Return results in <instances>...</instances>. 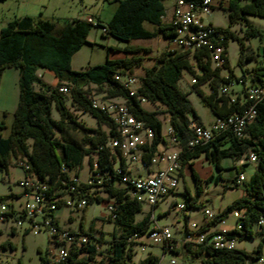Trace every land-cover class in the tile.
Listing matches in <instances>:
<instances>
[{"label": "trees", "instance_id": "1", "mask_svg": "<svg viewBox=\"0 0 264 264\" xmlns=\"http://www.w3.org/2000/svg\"><path fill=\"white\" fill-rule=\"evenodd\" d=\"M116 3L112 18L103 24L98 19L97 27L107 29L105 36H112L120 41L131 43L135 40H150L162 35L169 39L175 35V29L170 23L163 22L165 15L164 3L166 0H105ZM230 24L243 22L246 25L243 38L261 36V30L252 26L247 16L264 18V0H230L229 2ZM146 25H149L148 27ZM94 27L87 20L74 19L64 24L31 16L15 18L2 28L0 34V79L8 68H16L19 71V103L14 113L11 132L7 138L0 137V172L9 173L13 167L12 160L17 157H25L31 166L30 172L35 173L42 180H48L51 191H59L69 185L75 184L73 178L79 177V170L85 157H89V165L92 167L94 160L99 162V171L111 172L112 180L105 182L101 189L107 194L104 198L98 195V190L90 193L92 185L82 183L77 187L81 196L87 199L88 205L94 202L115 201L117 217L114 222L120 233L114 232L113 238L104 241L93 233V225L89 230L85 229L84 218L79 223V229L89 236L92 242L83 250L90 252L86 259L76 260L81 249L73 250L72 256L64 264H134L131 263L132 255L137 241L133 235H143L150 227V214L141 221L136 219L142 209V203L132 198L128 193L129 188L120 184L114 173L115 155L107 149L106 143L116 141L117 131L113 120L100 110L94 109L88 99L89 90L85 87L95 85L107 92L110 97H125L132 114L139 120L146 121L154 129L155 137L149 148V154L143 156L148 162V167L154 165V154L163 142V123L159 113L169 115L170 123L175 130L178 145H185L192 138L190 125L192 122L202 124V120L191 104L188 93L179 87L182 73L187 70L198 77L199 82L193 85L195 92L201 98L204 106L213 112L215 117H228L241 112L239 102L230 103L228 97H217V94H206L201 85L209 82L211 88L216 90L220 82L233 78L234 72L230 68L229 59L225 66L229 70L228 78L220 76L221 69L212 70L208 53L204 56L195 55L197 63L202 70V75L196 74L191 61L184 54L192 53L191 49H184L177 53L174 50H165L157 58L155 65L147 68L141 78L139 95L145 97L148 103L161 106L163 111H151L144 107L136 97H130L126 90L117 81L114 75L119 72L134 73L137 67L143 65L142 56H126L120 59H110L109 56L102 64L89 66L84 70L75 71L72 68V57L88 41L91 28ZM226 34V47L230 39L239 43V63L255 59L257 54L250 46L245 45L243 38L236 35L229 28H222ZM142 49L131 45L125 46L122 51L126 54L137 53ZM225 67V68H226ZM39 69L52 72L57 79V85H47L37 74ZM264 71V67H255L252 73L256 79ZM69 83L71 94L69 96L60 93L58 88L63 83ZM39 89H36L35 86ZM67 86V85H66ZM71 101L73 108L88 113L98 121V128H91L79 122L70 111L67 102ZM55 106L58 118L52 115ZM257 115L255 122L248 127L246 136L239 140L232 135H222L209 142L194 147L191 153L184 155L183 164L199 158L204 154L207 160L214 164L218 171H222V161L231 159L240 161L248 156L250 151L258 155L257 171L250 182H238L234 180L232 186L236 188L244 183L245 196L235 200L218 213L215 223L226 218L235 210L243 212L239 223H243L242 230L232 231L238 240L253 238L255 229L260 228L264 236V224L256 226L264 219V99L256 106ZM4 127V123H0ZM106 127V130L103 129ZM72 133H78L80 139L73 138ZM113 146H117V145ZM253 163V162H252ZM192 165V164H191ZM245 165L235 167L238 176L243 173ZM192 175L198 188V193L204 192V182L218 183L222 174L216 177L211 175L203 181L192 168ZM74 176V177H73ZM66 183V185L63 184ZM0 196V201L6 200ZM63 206L59 203V208ZM196 208V201L188 206ZM71 219V218H70ZM15 231H13V234ZM27 234V233H26ZM104 244L107 246L104 248ZM95 245L102 246L101 252L95 250ZM4 248H13L10 242L2 244ZM187 255L196 257L203 264H252L257 258L264 256V237L257 247L250 253L243 249L220 250L212 246L188 247ZM178 253V251L176 252ZM98 256V258L96 257ZM101 257V258H100ZM158 262L159 258L148 256L138 264ZM41 264H47V254H40Z\"/></svg>", "mask_w": 264, "mask_h": 264}, {"label": "built area", "instance_id": "2", "mask_svg": "<svg viewBox=\"0 0 264 264\" xmlns=\"http://www.w3.org/2000/svg\"><path fill=\"white\" fill-rule=\"evenodd\" d=\"M215 7L228 9L222 3V0L174 1L170 24L175 29V35L167 39L168 50L171 51L177 46H191L192 53L184 54V57L191 61L194 70L200 68L195 55L204 56V61H206L205 53H208L210 63L214 65L215 69L226 67V34L222 31V28L216 27L210 22H205V19L210 16ZM87 21L97 28V20L89 17ZM102 30L103 34H107L105 26L102 27ZM200 75H202V70ZM114 80L122 85L130 97H136L143 105L150 104L145 97L139 95L141 79L134 74L119 72L114 75ZM191 82L192 85L197 84L199 82L198 77H193ZM237 83L241 86L239 90L235 88ZM260 86H264V71L257 79L253 73H242L238 77L220 82L216 90L210 88L209 95L217 94L218 91H231L230 103L236 104L239 102L242 110L228 117H215L208 125L192 122L190 125L192 138L185 147L178 145L175 130L170 123L169 115L166 114L162 120L163 142L154 153L157 154L156 167H148V162L143 160V156L149 154V148L154 140V129L146 121L129 120V113L132 111L127 104V99L125 97L101 95V98H98L99 96H94L91 93L88 95V99L94 109L100 110L113 120L116 130H118L117 146H107L106 143V148L116 157L114 160V173L120 184L129 188L128 193L132 198H135L138 202H147V205L153 209L179 189L183 179V173L181 172L184 162L183 157L193 152L188 151L190 142L199 141L200 137H213L214 141L215 138L222 135H232L239 140L243 139V134H236V126L241 120L247 119L248 111H252L254 99L259 98L258 90ZM58 90L67 96L71 94L70 90H65V84L60 86ZM167 143L172 145V148L166 149L163 147ZM253 154L254 151L248 153L247 159L250 162H253ZM139 162L147 172L145 175H142L139 170L135 173L132 170L131 164ZM12 164L23 171V177L18 180V184L23 191L24 201L16 208L14 205L10 206L6 202H0V222H2V225L7 226L10 223L21 222L24 234L32 232L37 235L45 232L51 243V248L47 251V264H64L72 256V251L77 249H81V253H79L76 260L85 257L87 259L90 252L83 249L92 242L89 236L84 234L79 227L77 229L62 228L56 217L60 202L65 207H74L76 211H83L88 206L87 199L81 196V192L77 190V187H81V184L85 182H81L79 178L73 176L75 184L59 191H51L48 180H42L35 173L30 172L31 166L27 158H14ZM99 167L98 160H94L92 167L89 165V180L86 183L92 185L90 193L96 189H102L105 182L112 180L111 172H100ZM243 181H245V176L241 173L238 176V182ZM63 184L66 185L65 182ZM29 203H38L39 211H27V204ZM108 206L105 219L113 221L117 217L115 201H109ZM187 208L189 207L185 204L175 205V209L178 211H185ZM240 211L235 210L228 217L215 223V218H217L219 212L216 214L206 209L202 223L189 222L185 219L183 234L180 238H175L168 226L155 224L143 235L135 233L133 240L142 245L143 251L145 250L144 239H148L152 244L162 248L163 254L161 258L158 257L159 261H150L147 264H163V256L166 252L176 253L180 248L212 246L220 250L236 249L238 236L231 233L232 231H238L237 221L240 217ZM69 217L71 218V212ZM229 217L234 219L232 225L227 224ZM150 219L156 220L153 213ZM24 222L28 224L26 227H23ZM263 224L264 219L262 218L256 226ZM52 238H59V246H52ZM95 246L96 253L102 251V246ZM96 257L98 258L97 255ZM170 264H177V262L172 259ZM252 264H264V256L257 258Z\"/></svg>", "mask_w": 264, "mask_h": 264}, {"label": "rangeland", "instance_id": "3", "mask_svg": "<svg viewBox=\"0 0 264 264\" xmlns=\"http://www.w3.org/2000/svg\"><path fill=\"white\" fill-rule=\"evenodd\" d=\"M175 0H166L165 6L171 7ZM244 0L243 2H247ZM39 0L30 4V14L35 17H41L42 19L51 20L59 24H64L67 21H72L74 19H83L85 16H91L94 20L100 19L103 24H106L113 15L116 8V3H109L105 0H42L44 3H39ZM229 0H222V3L229 7ZM41 13V14H40ZM249 23L257 29L261 30V36L251 37L249 39L243 38L246 25L241 22L237 24H230L229 21V11L227 8L215 7L210 16L205 19L206 23H211L212 25L219 28H229L236 35L243 38L245 45L250 46L257 54L255 59L244 60L239 63L240 49L239 43L236 40L230 39L227 46V56L230 62V68L235 71L237 76L242 75V71L252 70L256 65H261L264 67V18L258 16H247ZM147 27L149 25H146ZM89 38L96 43H92V46H86L82 50V62H76L74 65L75 69L80 70V63L83 67L86 65L94 66L97 64H102L108 58L110 59H120L126 56H142L144 58L143 65L137 67L134 71L135 75L142 78L145 75L147 68H151L155 65L157 58L162 54L163 51L168 50V44L162 36H159L150 40H136L132 43H126L120 41L112 36H105L103 34L102 27H92L89 32ZM131 45L134 47H139L142 50L137 53L126 54L122 49ZM177 53L184 50L182 46L174 47L173 49ZM89 62V63H88ZM210 68L215 70L214 65L210 64ZM218 69V68H216ZM221 69L224 75H227L229 70L226 68ZM220 71V72H221ZM43 81L52 87L57 85V79L54 74L45 69H39L37 73ZM196 74H201L196 68ZM195 77L191 72L184 70L182 73V78L179 81V87L182 91L188 93V98L195 108L197 114L201 118L204 125H208L214 118L213 112L209 108L203 105L201 98L195 92L192 85V78ZM69 87L71 85L67 82L63 83ZM39 89L38 86H35ZM201 88L209 94V84L204 83ZM237 90L241 89V86L237 83ZM86 90L94 96H108L106 91L94 86L85 87ZM19 73L16 68H8L4 71L3 76L0 79V122L4 123L6 128H0V137L7 135L8 128L12 124L13 114L15 113L18 103H19ZM217 97L220 96L219 91L217 92ZM67 105L76 119L84 123L86 126L91 128H98V121L88 113H84L76 108H73L71 101L67 102ZM144 107L152 112L163 111L161 106H156L152 104H145ZM52 115L54 118H58V112L53 106ZM166 113L160 112L159 118L162 121ZM106 130V127H103ZM73 138L79 140L80 135L78 133H72ZM110 142V140H109ZM95 156L93 155L91 159L94 161ZM96 160V159H95ZM242 163H237L235 160L229 158L222 161V171H218L214 164L210 163L206 156L202 154L199 158L192 159L193 165L187 163L183 171V180L180 183L179 189L176 193L169 195V197L155 206L153 209L147 205V203H142L143 209L137 214L136 219L141 221L145 216L152 213L154 214L155 221L150 219V227L152 228L155 224L159 226H168L175 238H180L183 234V227L185 219L189 222L202 223L204 221V211L209 209L216 214L225 209L228 205L233 203L235 200L245 196V185L240 183L236 188H225L226 185L232 186L234 180L238 178V172L236 166L245 165V182H250L255 171H257V164L250 162L247 156L241 159ZM157 163V156L154 159ZM132 170L135 173L139 170L142 175L147 172L141 167L140 162L131 164ZM192 168L198 173L199 177L205 181L209 176L222 174V178L218 183L210 182L206 184L204 182V192L199 194L198 188L195 184V179L192 175ZM79 180L81 182H87L89 180V157H85L81 169L79 170ZM21 176V170L19 167H15L13 171L6 173L0 172V196L6 197V202L10 206L18 207L20 203L24 201L23 196L12 197L11 194H18L21 187L18 184L17 178ZM98 195L106 198L107 194L101 189H97ZM195 200L198 203L196 208H187L185 211H178L175 209L176 204H185L189 206L192 201ZM112 201V200H111ZM1 202V201H0ZM109 201L94 202L88 205L83 211H76L74 207L62 206L56 211V217L59 225L62 228L77 229L79 223H81L82 217L84 218L85 229L89 230L93 225V233L96 236H103L104 241H109L113 238L114 232L120 233L119 229H116L113 221H108L105 219L107 214V207ZM71 212V219L68 218ZM243 212L240 211L239 216L242 217ZM239 217V218H240ZM234 219L229 217L227 220L228 225H232ZM239 220L237 221V225ZM28 224L24 222L26 227ZM0 222V263L1 264H41L40 254L46 255L47 251L51 248V243L49 241L48 235L45 232L34 234L32 232L24 234L22 230V225L19 226L17 222L10 223L6 227ZM15 231L13 234L12 232ZM260 228L255 229L256 235L253 238H245L243 240H236V248L243 249L248 252H252L253 249L257 247L259 242L264 237L261 235ZM10 242L13 248L2 246L3 243ZM145 250H142V245L138 244L134 247L131 263L138 264L141 260L145 259L149 255H155L159 258L162 257V248L152 244L148 239H144ZM104 248L107 246L104 244ZM52 246H56L52 241ZM106 249V248H105ZM186 248H180L178 253L166 252L163 256V264H170L172 259H175L177 264H203L199 258L190 257L187 255ZM101 258V257H100Z\"/></svg>", "mask_w": 264, "mask_h": 264}, {"label": "crops", "instance_id": "4", "mask_svg": "<svg viewBox=\"0 0 264 264\" xmlns=\"http://www.w3.org/2000/svg\"><path fill=\"white\" fill-rule=\"evenodd\" d=\"M40 2L39 3H44V2H42V0H39ZM33 2H35V0H0V34H1V30H2V28L3 27H5L9 22H11L12 20H14L15 18H19V17H24V16H31V17H35L34 15H32V14H30V11L31 10H33V7H31L30 8V4L31 3H33ZM166 2V1H165ZM174 5V4H173ZM173 5L171 6V7H166L165 6V3H164V6H165V15L163 16V22H165V23H170V21H171V18H172V14H173ZM114 10H115V8H114ZM41 14V13H40ZM89 17H91V16H85L84 18H83V20H87ZM35 18H37V17H35ZM101 21V20H100ZM159 36H162V35H159ZM159 36H157V37H159ZM156 37V38H157ZM163 37V36H162ZM164 38V37H163ZM88 43L87 44H85L77 53H75L74 55H73V57H72V68H73V70H75V71H81V70H84V69H86L87 67H89L88 65H86L85 67H83L82 65H81V63H80V70H77V69H75V67H74V65L76 64V62L78 63V62H82V58L84 57V56H82V50H83V48L84 47H86V46H92L93 44L92 43H96L95 41H92L90 38H89V36H88ZM154 39V38H153ZM165 40H166V42H167V44H168V41H167V39L165 38ZM136 41V40H135ZM132 43V42H131ZM168 48H169V46H168ZM228 57V56H227ZM84 59V58H83ZM89 63V62H88ZM229 64H230V62H229ZM257 67H263V66H261V65H256ZM255 66V67H256ZM137 69V68H136ZM253 69H254V67L252 68V70H246L245 72L244 71H242V73H252V71H253ZM199 71H201V69L199 68L198 69ZM135 71V70H134ZM196 71V70H195ZM234 72V75H233V77H238L237 75H236V73H235V71H233ZM18 73H19V71H18ZM4 74V73H3ZM134 75H135V73H133ZM229 75V72H228V74L227 75H224L223 73H222V71L220 72V76L221 77H226L227 78V76ZM3 76V75H2ZM136 76V75H135ZM19 77H20V75H19ZM137 77V76H136ZM137 78H139V77H137ZM139 79H141V78H139ZM208 84H209V91H210V88H211V85H210V83L209 82H207ZM91 86H94V85H91ZM203 90V89H202ZM204 91V90H203ZM205 92V91H204ZM206 93V92H205ZM13 119H14V114H13ZM15 120V119H14ZM12 122H13V120H12ZM1 123V122H0ZM202 124H204L203 122H202ZM11 126H12V124H11ZM11 126L8 128V132H7V135H5L3 138H7L9 135H11L10 134V132H11ZM0 128H2V127H0ZM3 128H6V126H4ZM163 147H165L166 149H169V148H172V145H170V144H166V145H163ZM189 163H191L192 165H193V163H192V160H190V162ZM237 163H242V161L240 160V161H237ZM161 165H163V163H161ZM186 165V164H185ZM184 164H183V167H182V173H183V171H184V166H185ZM157 166V163H155L154 162V165L152 166V167H156ZM236 167H240V166H236ZM14 168H15V166H13V167H11L10 168V171L9 172H11V171H13L14 170ZM235 168V167H234ZM21 170V169H20ZM243 171L245 172V167L243 168ZM243 172V173H244ZM23 177V171L21 170V176H19L18 178H17V180H19V179H21ZM210 177V176H209ZM208 179V178H207ZM183 180V179H182ZM12 195V197H19V195H21V196H23V191H22V189L20 190V192L18 193V194H11ZM23 199H24V197H23ZM194 201V200H193ZM198 204V203H197ZM70 215V214H69Z\"/></svg>", "mask_w": 264, "mask_h": 264}, {"label": "bare ground", "instance_id": "5", "mask_svg": "<svg viewBox=\"0 0 264 264\" xmlns=\"http://www.w3.org/2000/svg\"><path fill=\"white\" fill-rule=\"evenodd\" d=\"M182 47L184 49H191V46H182ZM65 90H70V92H71V89L66 85H65ZM219 95L225 96L226 98L228 97V100H231V91H219ZM258 97L259 98L254 99L253 108H251L252 111L247 112V119L241 120L240 123L238 124V126H236V134H243V137H245L248 127L251 126V124H253L255 122L257 111H258L256 109V106L264 99V86H260V88L258 90ZM129 120H139V119H137L131 112V113H129ZM212 139H213V137H200L199 141L194 140L188 144V150H192L194 147H196L198 145L205 144ZM115 144H116V141H110V143L107 144V146H113ZM253 155H254L253 156V163H257L258 162V155L256 153H254ZM141 203H143V202H141ZM144 203H147V202H144ZM27 211L38 212L39 211V204L38 203L27 204ZM17 223L19 224V226L22 225L21 222H17ZM242 227H243V223H238L237 229L242 230ZM52 241L56 246H59V238H52Z\"/></svg>", "mask_w": 264, "mask_h": 264}]
</instances>
